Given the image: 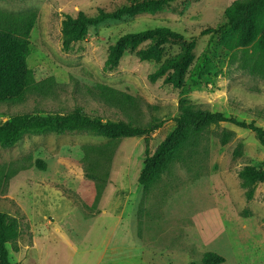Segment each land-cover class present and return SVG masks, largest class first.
<instances>
[{"label":"rangeland","instance_id":"rangeland-1","mask_svg":"<svg viewBox=\"0 0 264 264\" xmlns=\"http://www.w3.org/2000/svg\"><path fill=\"white\" fill-rule=\"evenodd\" d=\"M130 0H0V30L27 40L31 72L22 97L0 104V122L17 114H66L80 107L103 121L163 125L149 140L151 154L174 127L180 101L254 122L264 130V55L254 49H219L211 35L234 0H176L154 14L104 21L62 51V23L80 13L111 11ZM168 28L194 40L193 60L181 88L148 76L180 44L159 45L163 58L143 60L139 44L115 71L104 72L109 49L121 36ZM226 133L228 142L221 145ZM142 138L109 140L89 133L26 135L0 148V211L18 218L19 251L7 244L10 264H264V182L238 178L264 167L255 135L228 123L210 125L185 143L176 162L144 190ZM42 160L46 168L36 167ZM92 174L98 181L88 179ZM252 192L251 198L247 194Z\"/></svg>","mask_w":264,"mask_h":264},{"label":"trees","instance_id":"trees-1","mask_svg":"<svg viewBox=\"0 0 264 264\" xmlns=\"http://www.w3.org/2000/svg\"><path fill=\"white\" fill-rule=\"evenodd\" d=\"M174 1L176 0H130L129 3L111 11L98 9L94 15L80 13L76 18L67 19L62 23L61 33L64 37L62 51L70 52L73 44L80 41L91 26L108 20H120L123 17L154 14ZM31 27L32 21L25 27L22 37L9 30H0V104L19 100L29 84L31 72L27 66V58L30 55V47L27 37ZM200 35H211L212 40H215L211 49L213 57L217 55L219 49L234 51L251 48L264 55V0H234L224 10L222 20L215 27L201 31ZM143 42H149L150 46L140 50V58L157 63L163 58L162 50L159 49L160 44L165 42L180 44V52L164 58L159 68L148 76V80L155 82L162 79L173 88H181L193 60L196 42L184 41L180 34L164 27L121 36L110 46L103 71H115L122 56L127 52H133ZM254 72L264 81V68H256ZM173 121L174 127L149 154L150 137L162 127V121L154 120L145 126L125 121H103L99 117L87 115L80 107L66 114H17L0 122V148H13L26 135L59 136L89 133L109 140L142 138L146 157L137 181L144 190L158 180L169 164L178 160L179 152L185 143L201 134L210 125L228 123L248 130L264 148V130L254 122L238 120L221 112L194 108L185 100L180 101L179 113ZM227 142L228 136L224 133L220 143L225 145ZM35 165L43 171L46 168L42 160H36ZM86 177L98 181L92 174H87ZM238 178L252 187L256 186L264 182V167L243 168L238 172ZM251 196L250 191L247 198ZM20 235L21 225L18 218L0 211V264H10L7 244L11 245L13 252L19 251L17 240ZM224 261L222 256L212 252L202 257V264H222Z\"/></svg>","mask_w":264,"mask_h":264},{"label":"water","instance_id":"water-1","mask_svg":"<svg viewBox=\"0 0 264 264\" xmlns=\"http://www.w3.org/2000/svg\"><path fill=\"white\" fill-rule=\"evenodd\" d=\"M5 120H6V119H5ZM5 120H4V121H5Z\"/></svg>","mask_w":264,"mask_h":264}]
</instances>
